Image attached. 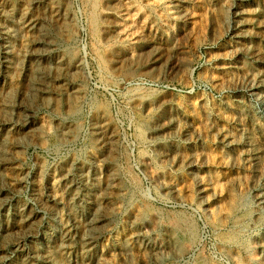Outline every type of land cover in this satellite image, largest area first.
<instances>
[{"label":"rangeland","instance_id":"374dc122","mask_svg":"<svg viewBox=\"0 0 264 264\" xmlns=\"http://www.w3.org/2000/svg\"><path fill=\"white\" fill-rule=\"evenodd\" d=\"M0 97V264H264V0H0Z\"/></svg>","mask_w":264,"mask_h":264},{"label":"bare ground","instance_id":"6f19581e","mask_svg":"<svg viewBox=\"0 0 264 264\" xmlns=\"http://www.w3.org/2000/svg\"><path fill=\"white\" fill-rule=\"evenodd\" d=\"M84 2V1H83ZM85 3V2H84ZM67 6V5H66ZM70 6V5H69ZM3 8V7H2ZM39 13V12H38ZM91 14V13H90ZM104 14V13H103ZM55 15V14H54ZM38 17V16H37ZM53 18H54V16H53ZM34 20V19H33ZM53 20H55V19H53ZM117 20V19H116ZM24 21V20H23ZM32 21V20H31ZM122 23V22H121ZM124 24V23H123ZM21 25H22V23H21ZM125 25V24H124ZM19 26H20V24H19ZM37 26V25H36ZM25 27V26H24ZM28 27V26H27ZM26 27V28H27ZM42 27V26H41ZM120 28V27H119ZM19 29V28H18ZM33 29V28H32ZM44 29V28H43ZM22 30V29H21ZM61 30V29H60ZM25 31V30H24ZM22 32V31H21ZM29 32V31H28ZM38 32V31H37ZM69 32V31H68ZM5 33H7V32H5ZM25 33V32H24ZM27 33V32H26ZM16 35H18V34H16ZM21 36V35H20ZM19 36V37H20ZM22 36H25V35H22ZM12 37V36H11ZM23 38V37H22ZM29 39V38H28ZM99 40V39H98ZM23 41V40H22ZM31 41V40H30ZM35 41V40H34ZM21 43V42H20ZM25 43V42H24ZM18 44H19V42H18ZM20 45V44H19ZM24 45V44H23ZM23 45H21V47L23 46ZM8 46V45H7ZM26 46V45H25ZM24 46V47H25ZM34 46V45H33ZM44 46V45H43ZM20 48V47H19ZM16 49H18L17 47H16ZM22 50V49H21ZM34 50H37V49H34ZM5 51V50H4ZM20 51V50H19ZM24 51V50H23ZM26 51V50H25ZM29 51V50H28ZM33 51V50H32ZM17 52V51H16ZM22 52V51H21ZM9 53V52H8ZM14 53V52H13ZM15 54V53H14ZM18 54V53H17ZM16 54V55H17ZM24 54V53H23ZM10 55V54H9ZM7 56V55H6ZM16 57V56H15ZM27 57V56H26ZM34 57V56H33ZM4 58V57H3ZM21 58V57H20ZM29 58V57H28ZM25 59V58H24ZM46 59V58H45ZM19 60V59H18ZM100 60V59H99ZM21 61V60H20ZM29 61V60H28ZM16 62V61H15ZM32 62V61H31ZM14 63V62H13ZM24 63H25V61H24ZM28 63V62H27ZM21 64V63H20ZM29 64V63H28ZM27 64V65H28ZM52 64V63H51ZM9 65V64H8ZM31 68V67H30ZM35 68V67H34ZM15 69V68H14ZM27 69V68H26ZM86 69V68H85ZM8 73H9V71H8ZM34 76V75H33ZM12 86V85H11ZM33 86V85H32ZM56 86V85H55ZM64 87V86H63ZM47 88V87H46ZM59 89V88H58ZM62 89V88H61ZM89 89V88H88ZM44 90V89H43ZM86 93V92H85ZM50 94V93H49ZM1 98V97H0ZM46 98V97H45ZM47 99V98H46ZM22 101V100H21ZM65 102V101H64ZM28 106V105H27ZM74 109V108H73ZM96 116V115H95ZM97 118V117H96ZM33 119V118H32ZM176 119V118H175ZM91 121V120H90ZM78 134V133H77ZM15 135V134H14ZM3 145V144H2ZM33 146V145H32ZM7 150V149H6ZM102 154V153H101ZM71 158V157H70ZM73 158V157H72ZM40 160V159H39ZM56 161V160H55ZM89 161V160H88ZM3 163V162H2ZM18 174V173H17ZM3 180V179H2ZM12 180V179H11ZM95 181V180H94ZM56 190V189H55ZM61 204V203H60ZM70 204V203H69ZM124 205V204H123ZM69 208V207H68ZM136 210V209H135ZM95 216V215H94ZM77 220H78V218H77ZM64 223V222H63ZM177 223V222H176ZM181 223H182V221H181ZM187 223V222H186ZM26 224V223H25ZM67 224V223H66ZM175 224V223H174ZM185 225V224H184ZM183 225V226H184ZM188 225V224H187ZM66 226V225H65ZM67 227V226H66ZM88 227V226H87ZM173 227V226H172ZM189 227V226H188ZM66 229V228H65ZM89 229H91V228H89ZM86 230V229H85ZM45 231V230H44ZM173 231V230H172ZM185 231V230H184ZM14 233V232H13ZM195 234V233H194ZM1 235V234H0ZM88 239V238H87ZM6 240V239H5ZM84 240V239H83ZM15 242V241H14ZM54 245V244H53ZM144 246V245H143ZM60 250H62L61 248H60ZM35 252V251H34ZM62 255V254H61ZM153 256V255H152ZM62 260V259H61ZM30 261V260H29Z\"/></svg>","mask_w":264,"mask_h":264}]
</instances>
